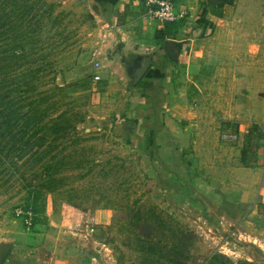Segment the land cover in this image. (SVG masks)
Masks as SVG:
<instances>
[{"label": "rangeland", "instance_id": "1", "mask_svg": "<svg viewBox=\"0 0 264 264\" xmlns=\"http://www.w3.org/2000/svg\"><path fill=\"white\" fill-rule=\"evenodd\" d=\"M98 4L0 0V86L19 85L14 108L38 114L23 157L0 137L4 264H264L244 195L264 139V0H221L199 18L154 114L141 84L94 54ZM53 122L66 134H48Z\"/></svg>", "mask_w": 264, "mask_h": 264}, {"label": "crops", "instance_id": "2", "mask_svg": "<svg viewBox=\"0 0 264 264\" xmlns=\"http://www.w3.org/2000/svg\"><path fill=\"white\" fill-rule=\"evenodd\" d=\"M97 1L99 4L91 15L96 23H100V29L96 30V33L98 37H101L98 39V44L101 42L103 45L94 54L101 56L104 61H100L102 64L106 62V65L104 64L106 68L111 67V64L119 66L126 80L124 67L121 64L131 62L137 56L150 54L152 61L150 68L139 83L141 84L140 89L146 96H141L144 102H139L153 111V114L159 112L161 107L158 105L161 97L166 94L172 96L170 87L173 82L172 75L178 69L176 63L181 60L184 51L192 45L193 33L201 31L198 25H202L204 20L199 18L211 15L212 7L218 6L221 0H202L200 6L198 2L201 0H176L177 9L185 10L186 17L173 24H162L156 20L147 19L143 0ZM165 42L181 43L179 48L174 52L171 51L172 59L165 51ZM104 73L110 74L113 71L108 72L105 69ZM156 101H158V105L154 106ZM262 123L264 125V119ZM131 126V123L125 122L121 127L128 130ZM165 137L168 138V136ZM169 137L172 139L173 136ZM164 141L168 142V139ZM160 142H158V149ZM257 160V167L248 170L249 181L244 184L246 187L244 193L247 192L244 195L246 197L249 195L253 201L250 215L246 218L245 223L250 224L254 241L255 239L264 241V140L258 146ZM238 234L243 237H251L240 232Z\"/></svg>", "mask_w": 264, "mask_h": 264}, {"label": "trees", "instance_id": "3", "mask_svg": "<svg viewBox=\"0 0 264 264\" xmlns=\"http://www.w3.org/2000/svg\"><path fill=\"white\" fill-rule=\"evenodd\" d=\"M173 24V23H169ZM16 47H13L12 50H15ZM2 82V85L0 86V117H3V125L0 126V137L5 139L6 137H9L8 142L5 143L6 146L9 147L8 151H16L18 152L19 158L23 157V155H26L33 149V143L30 144L33 137L36 135L37 131L31 132L29 126L33 124L34 118L38 115L37 111L35 110V107L28 110L27 112L23 114H19V111H21L22 108L15 107V98H13V93H16L18 91V86H15V88L11 90H5L4 88H7V85H4ZM80 82H77L73 85V88L77 89ZM139 86V85H137ZM33 104L30 103L29 106H32ZM23 107V106H22ZM63 117L62 114L58 116V118ZM36 120V118H35ZM40 121L41 119L38 118ZM38 121V122H39ZM22 123L19 128V132L12 133L13 129L16 125L19 123ZM35 124V123H34ZM62 123L53 122L52 125L49 126V128L44 127L43 129H47L48 134L55 135V136H62L66 134L67 127H64L61 125ZM152 134H156V132L152 131ZM156 136V135H155ZM0 138V139H1ZM45 136H42L37 139V141H41L42 143L39 144L41 146L44 142ZM259 141L257 142L256 148L259 146V142L263 138H258ZM10 142L12 144L10 145ZM3 147L0 149V157L3 153ZM34 225V222H33ZM154 246H151L150 244V253H155L153 250Z\"/></svg>", "mask_w": 264, "mask_h": 264}, {"label": "built area", "instance_id": "4", "mask_svg": "<svg viewBox=\"0 0 264 264\" xmlns=\"http://www.w3.org/2000/svg\"><path fill=\"white\" fill-rule=\"evenodd\" d=\"M146 7V18L156 20L162 24L164 23H178L186 17V11L183 9H177L176 0H143ZM101 64L98 61L94 63L95 75L94 81L100 79L99 70ZM15 217L22 221L24 227L29 230L33 226L34 215L31 210L15 211Z\"/></svg>", "mask_w": 264, "mask_h": 264}, {"label": "water", "instance_id": "5", "mask_svg": "<svg viewBox=\"0 0 264 264\" xmlns=\"http://www.w3.org/2000/svg\"><path fill=\"white\" fill-rule=\"evenodd\" d=\"M181 43L165 42L164 48L170 59H172L171 51L179 48ZM151 55L145 54L135 57L131 62H123L121 66L124 67V73L128 80V85L135 87L140 83L151 65ZM11 249V244H0V264H4Z\"/></svg>", "mask_w": 264, "mask_h": 264}]
</instances>
